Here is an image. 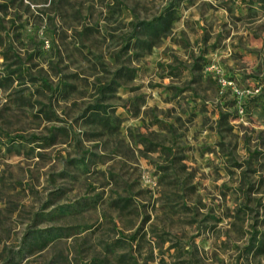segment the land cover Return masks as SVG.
<instances>
[{
	"label": "rangeland",
	"instance_id": "1",
	"mask_svg": "<svg viewBox=\"0 0 264 264\" xmlns=\"http://www.w3.org/2000/svg\"><path fill=\"white\" fill-rule=\"evenodd\" d=\"M0 264H264V0H0Z\"/></svg>",
	"mask_w": 264,
	"mask_h": 264
}]
</instances>
